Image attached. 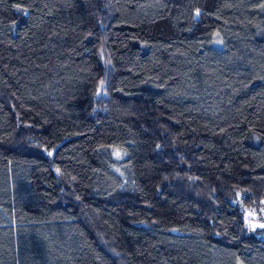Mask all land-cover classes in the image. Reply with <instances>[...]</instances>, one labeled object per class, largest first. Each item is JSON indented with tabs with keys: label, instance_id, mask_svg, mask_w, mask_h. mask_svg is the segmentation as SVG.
Returning a JSON list of instances; mask_svg holds the SVG:
<instances>
[{
	"label": "trees",
	"instance_id": "1",
	"mask_svg": "<svg viewBox=\"0 0 264 264\" xmlns=\"http://www.w3.org/2000/svg\"><path fill=\"white\" fill-rule=\"evenodd\" d=\"M261 224L264 0H0V264H264Z\"/></svg>",
	"mask_w": 264,
	"mask_h": 264
},
{
	"label": "snow or ice",
	"instance_id": "2",
	"mask_svg": "<svg viewBox=\"0 0 264 264\" xmlns=\"http://www.w3.org/2000/svg\"><path fill=\"white\" fill-rule=\"evenodd\" d=\"M18 11H21V9H19V7H18ZM49 154H51V153H49ZM116 154H117V156H119V152H117ZM259 227H264V224L259 225Z\"/></svg>",
	"mask_w": 264,
	"mask_h": 264
}]
</instances>
